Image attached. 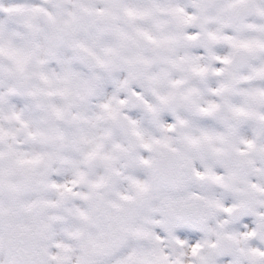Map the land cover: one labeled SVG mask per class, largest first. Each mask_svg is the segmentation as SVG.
<instances>
[{
  "label": "snow or ice",
  "instance_id": "6c2138e0",
  "mask_svg": "<svg viewBox=\"0 0 264 264\" xmlns=\"http://www.w3.org/2000/svg\"><path fill=\"white\" fill-rule=\"evenodd\" d=\"M0 264H264V0H0Z\"/></svg>",
  "mask_w": 264,
  "mask_h": 264
}]
</instances>
